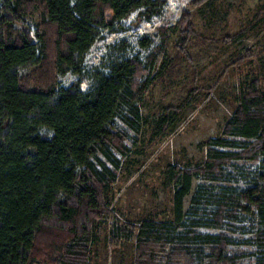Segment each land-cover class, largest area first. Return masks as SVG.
I'll list each match as a JSON object with an SVG mask.
<instances>
[{"label":"trees","instance_id":"16d2710c","mask_svg":"<svg viewBox=\"0 0 264 264\" xmlns=\"http://www.w3.org/2000/svg\"><path fill=\"white\" fill-rule=\"evenodd\" d=\"M165 3L0 0V264H36L38 260L86 264L87 244L107 216L103 201L110 182L107 177L114 176L98 155L117 165L113 148L126 153L121 136L111 125L117 117L129 126L137 124L141 118L137 94L141 89L135 83L138 60L123 55L118 44L109 45L97 65L85 69L83 64L103 31H110L138 11L150 19ZM35 10L42 22L35 31L37 41L27 26L21 30L15 27ZM190 17L183 11L168 30L192 33ZM149 43L147 38L140 41L143 47ZM155 60V56L150 59L151 68ZM33 65L42 68L35 88L19 73L20 68ZM67 72L80 76L72 88L59 86L56 80L57 74ZM84 77L89 87L82 91L79 84ZM236 101L222 136L204 141L206 159L200 168L166 167L174 184V220L146 218L138 227L118 222L112 225L110 234L115 243L121 237L130 240L137 231L135 264H152L149 251L158 246L163 251L169 244L168 264H189L195 242L209 247L205 264H238L237 256L226 253L229 241L224 233L191 231L183 219V200L195 175L216 180L231 159L257 154L264 161V91L253 80L238 90ZM165 120L159 121V131ZM208 192L206 185L197 186L189 212ZM238 208L259 220L254 264H264V173L254 175L253 181L239 191L222 186L214 220L220 224L227 210L235 217Z\"/></svg>","mask_w":264,"mask_h":264},{"label":"rangeland","instance_id":"374dc122","mask_svg":"<svg viewBox=\"0 0 264 264\" xmlns=\"http://www.w3.org/2000/svg\"><path fill=\"white\" fill-rule=\"evenodd\" d=\"M195 1L166 0L160 12L150 19L135 12L110 31H103L85 58L83 67L87 69L100 62L109 45L118 44L123 55L138 60L135 83L141 89L137 94L141 115L137 124L129 126L117 117L111 125L121 136L126 153L113 148L117 165L98 155L114 176L107 177L110 182L103 197L107 216L99 222L95 238L87 244L86 264H135L137 231L130 240L121 237L115 243L110 234L112 225L118 222L138 227L146 218L172 222L174 184L166 167L200 168L206 159L204 141L222 136L224 125L237 106L238 90L255 80L264 91V0H208L198 6L193 4ZM183 11L190 14L194 26L187 35L168 30L180 20ZM24 25L37 41L35 31L42 27L39 11L28 12L15 27L21 30ZM183 28L186 29L185 24ZM146 38L150 43L143 47L140 41ZM153 56L156 62L151 68ZM19 73L35 88L42 68L27 66L20 68ZM78 79L80 76L72 72L56 75L58 85L63 87L72 88ZM88 87L84 77L79 89L85 91ZM163 117L166 120L159 131L158 123ZM261 173L264 161L257 154L252 158L231 159L216 180L195 175L183 200V219L188 228L202 233H224L229 241L226 253L237 256L238 264L255 263L258 248L254 237L261 225L257 217L240 208L235 217L231 210L224 211L218 224L214 214L219 193L225 185L239 191ZM199 184L206 185L209 192L189 212ZM197 243L191 245L193 255L189 264H205L209 247ZM171 247L169 244L163 251L160 246L151 249L152 264H168L166 255Z\"/></svg>","mask_w":264,"mask_h":264}]
</instances>
